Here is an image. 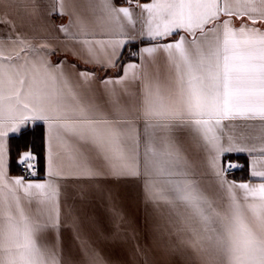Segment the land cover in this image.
I'll list each match as a JSON object with an SVG mask.
<instances>
[{
  "label": "snow or ice",
  "instance_id": "1",
  "mask_svg": "<svg viewBox=\"0 0 264 264\" xmlns=\"http://www.w3.org/2000/svg\"><path fill=\"white\" fill-rule=\"evenodd\" d=\"M125 2L128 7L117 8L111 0H87L96 23L117 37L83 39L80 42L89 46V52L92 43L113 49L126 43L120 38L125 35V22L134 27L136 20L133 0ZM135 7L140 10L141 35L146 31L152 40L175 35L179 39L141 50L152 56L162 49L170 73L164 79L145 73L138 103L129 108L117 102L114 116L100 114L94 106L70 103L74 95L63 75L22 37L0 39V264H61L56 246L45 240L49 227L58 226V186L51 180L26 183L23 177L7 175L6 139L30 122L47 125L49 177L63 175L59 162L65 153L75 160L86 151L101 155L113 176L139 177L138 126L142 124L146 137L143 175L149 199L178 215L183 209L199 225L190 228L196 239L194 253L205 264H264V170L254 166L252 177L261 181L257 184L229 183L216 172L220 187L227 185V199L219 207L188 178L187 162L173 135L190 130L218 153L256 151L222 148L217 131L224 121L264 122V29L255 26L264 24V0H136ZM232 18L241 20V25L236 27ZM0 22L15 28L8 19ZM80 32L89 35L82 21ZM260 131L264 139V124ZM259 151L264 153V147ZM34 160L25 151L18 163L35 175ZM210 164L215 169V158H210ZM97 175L82 169L85 178ZM236 188L242 190L241 197ZM21 190L29 204L35 201L34 215L22 206ZM45 210L55 211V219L48 217L51 225L41 219ZM85 255L86 264H98L95 254L86 251Z\"/></svg>",
  "mask_w": 264,
  "mask_h": 264
},
{
  "label": "crops",
  "instance_id": "2",
  "mask_svg": "<svg viewBox=\"0 0 264 264\" xmlns=\"http://www.w3.org/2000/svg\"><path fill=\"white\" fill-rule=\"evenodd\" d=\"M111 2L117 8L129 6L126 2ZM132 11L136 24L133 27L125 22V35L120 37L126 40L124 45L113 49L107 44L92 43V51L89 52V46L80 42L83 39L95 41L117 37L96 23V15L88 8L87 0H0V21L8 19L15 24L13 29L11 25L0 22V39L22 37L48 60L58 75H63L74 95V99L69 97L70 103L94 106L100 114L114 116L117 115L114 111L117 102L129 108L138 103L145 73L150 77L159 74L161 79L170 73L167 53L162 49L152 56L141 53V50L179 39V35H175L152 40L146 31L141 35L143 25L135 3ZM232 19L236 27L241 25V20ZM81 21L88 26L89 35L86 37L80 32ZM244 22L251 26L246 18ZM255 26L264 29V24ZM135 48H138L136 54ZM129 65H136V68H129ZM34 124H40L43 130L44 162L38 177L24 180L26 183L51 180L58 186V226L49 227L45 240L56 246L61 264H86V251L89 255H96L98 264H205L193 251L196 239L190 228H199V225L183 209L178 215L169 206L161 203L157 207L149 199L143 175L146 137L142 124L138 126L141 135L139 177L113 176L109 163L95 151H86L75 160L65 153V159L59 162L63 175L49 177L47 125L30 122L25 128ZM261 124L264 122L259 120L224 121L222 129L217 131L222 148H255L254 152L232 150L218 153L210 145H204L190 130L173 134L187 162L188 178L194 180L217 206L223 207L227 199V185L220 187L216 172H221L229 183L261 182L259 178L252 177L254 166L257 170H264V153L259 151L264 147ZM18 134H9L6 139L9 178L21 177L18 172L11 171L9 160L10 140ZM230 136L232 140H229ZM25 151L31 152L29 148ZM226 154L242 164L243 168L238 172L245 173L246 177L224 174L223 157ZM210 158H215V169ZM83 168L92 169L98 175L85 178L82 176ZM234 190L238 197L243 195L242 190ZM19 194L23 198V190ZM22 206L29 215L35 214L37 205L34 200L29 204L27 198H23ZM49 215L55 219V211L50 213L48 210L44 211L41 219L51 225Z\"/></svg>",
  "mask_w": 264,
  "mask_h": 264
},
{
  "label": "trees",
  "instance_id": "3",
  "mask_svg": "<svg viewBox=\"0 0 264 264\" xmlns=\"http://www.w3.org/2000/svg\"><path fill=\"white\" fill-rule=\"evenodd\" d=\"M115 1L118 3H123V0ZM28 148L34 155L38 170L40 172L45 156L43 130L40 124H34L31 128H25L18 135L11 138L9 143V160L12 172H18V164L16 159L21 152L27 150ZM242 168L243 167L234 172L233 175L246 177L245 173H239Z\"/></svg>",
  "mask_w": 264,
  "mask_h": 264
},
{
  "label": "built area",
  "instance_id": "4",
  "mask_svg": "<svg viewBox=\"0 0 264 264\" xmlns=\"http://www.w3.org/2000/svg\"><path fill=\"white\" fill-rule=\"evenodd\" d=\"M123 2H125V0H123ZM133 3H136V0H133ZM137 52H138V48H135L134 53L136 54ZM17 164H18V174L24 179H33L39 176V170H38L36 159L33 161L35 175L30 174V171L27 169L26 165H22L18 162ZM241 167H243L242 164L238 162L236 159H234L230 154H226L223 157L224 174L226 175L233 174Z\"/></svg>",
  "mask_w": 264,
  "mask_h": 264
}]
</instances>
